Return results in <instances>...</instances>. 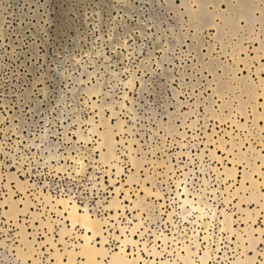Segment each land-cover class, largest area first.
Returning <instances> with one entry per match:
<instances>
[{
  "label": "rangeland",
  "instance_id": "374dc122",
  "mask_svg": "<svg viewBox=\"0 0 264 264\" xmlns=\"http://www.w3.org/2000/svg\"><path fill=\"white\" fill-rule=\"evenodd\" d=\"M72 206L109 255L264 264V0H0V264H91Z\"/></svg>",
  "mask_w": 264,
  "mask_h": 264
},
{
  "label": "bare ground",
  "instance_id": "6f19581e",
  "mask_svg": "<svg viewBox=\"0 0 264 264\" xmlns=\"http://www.w3.org/2000/svg\"><path fill=\"white\" fill-rule=\"evenodd\" d=\"M64 205L67 207L66 202ZM70 218L74 221V225L79 223L84 229L87 230V232H92L91 237L87 235L83 237L85 244L81 246V251L79 253L86 257L88 263L104 264L105 259H109L111 264H139V259H128L125 250L123 249H121V251L118 253L109 255L107 250L104 248V243H106L105 237H103V241L101 243L102 247L98 248L97 245L92 244V242H94L98 237L103 236L104 224L101 223L102 221L93 219L88 213H79L77 206H72ZM127 242H129V240H126L123 243L126 244ZM76 255L77 254L74 252H70L71 259H73Z\"/></svg>",
  "mask_w": 264,
  "mask_h": 264
}]
</instances>
